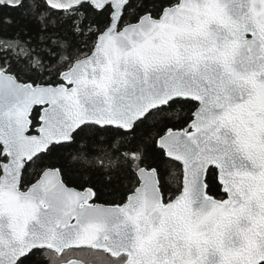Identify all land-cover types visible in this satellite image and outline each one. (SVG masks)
<instances>
[{"label": "snow or ice", "instance_id": "obj_1", "mask_svg": "<svg viewBox=\"0 0 264 264\" xmlns=\"http://www.w3.org/2000/svg\"><path fill=\"white\" fill-rule=\"evenodd\" d=\"M0 264H264V0H0Z\"/></svg>", "mask_w": 264, "mask_h": 264}]
</instances>
